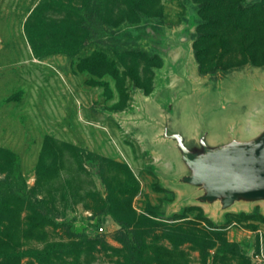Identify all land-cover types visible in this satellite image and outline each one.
<instances>
[{
  "label": "rangeland",
  "instance_id": "374dc122",
  "mask_svg": "<svg viewBox=\"0 0 264 264\" xmlns=\"http://www.w3.org/2000/svg\"><path fill=\"white\" fill-rule=\"evenodd\" d=\"M196 1L0 0V252L264 264V201H198L163 136L248 139L264 123V67L247 61L264 41L217 33L200 72Z\"/></svg>",
  "mask_w": 264,
  "mask_h": 264
},
{
  "label": "water",
  "instance_id": "95a60500",
  "mask_svg": "<svg viewBox=\"0 0 264 264\" xmlns=\"http://www.w3.org/2000/svg\"><path fill=\"white\" fill-rule=\"evenodd\" d=\"M163 136L175 143L188 170L181 183L203 191L198 201H219L222 209L239 201H264V123L248 139L213 143L207 135H199L187 140L178 133H170L167 123Z\"/></svg>",
  "mask_w": 264,
  "mask_h": 264
},
{
  "label": "trees",
  "instance_id": "16d2710c",
  "mask_svg": "<svg viewBox=\"0 0 264 264\" xmlns=\"http://www.w3.org/2000/svg\"><path fill=\"white\" fill-rule=\"evenodd\" d=\"M196 4L197 15L200 19L197 22L194 51L200 72L205 67L208 44L217 37V33L231 32L234 34L237 31H247L252 27L257 31V34H254L256 39L264 41V0L252 4H246L244 0H197ZM259 55L260 58L264 57V53ZM247 61L252 66L264 67V59L260 65H257L253 54H250ZM239 67L238 65L235 68ZM120 236L122 237L120 243L126 249L131 250L129 236L124 229L120 232ZM57 253L59 252L54 246H47L41 250L26 249L22 251L9 247L0 252V264H18L23 259L39 263ZM136 260L138 261V259Z\"/></svg>",
  "mask_w": 264,
  "mask_h": 264
},
{
  "label": "built area",
  "instance_id": "2783aa9c",
  "mask_svg": "<svg viewBox=\"0 0 264 264\" xmlns=\"http://www.w3.org/2000/svg\"><path fill=\"white\" fill-rule=\"evenodd\" d=\"M103 230H104V229H103L102 227H99V228H98V231H99L100 233H102Z\"/></svg>",
  "mask_w": 264,
  "mask_h": 264
}]
</instances>
